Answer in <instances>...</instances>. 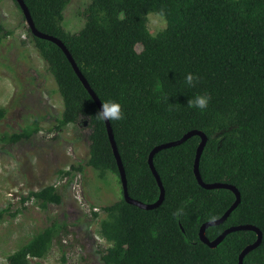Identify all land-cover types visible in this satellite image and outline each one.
<instances>
[{
  "label": "trees",
  "instance_id": "obj_1",
  "mask_svg": "<svg viewBox=\"0 0 264 264\" xmlns=\"http://www.w3.org/2000/svg\"><path fill=\"white\" fill-rule=\"evenodd\" d=\"M23 1L35 28L65 45L101 104L121 105L123 118L109 122L129 197L155 203L160 189L149 167L150 153L190 131L202 132L207 137L199 161L202 181L228 184L240 193L237 208L205 235L213 241L232 226H254L262 241L243 264H264V0H92L82 12L84 26L76 33L63 26L70 0ZM151 13L167 23L155 36L147 27ZM27 31L62 99L61 118L53 130L85 122L86 166L99 179L107 173L119 178L94 100L61 49ZM188 73L196 77L192 85L186 83ZM196 95L209 96L205 110L188 107ZM39 129L35 124L1 140L27 141ZM199 143L200 137L193 136L154 155L164 188L158 208L141 210L127 204L122 189V198L103 208L99 235L109 247L99 252L102 264H238L242 250L257 240L255 232L230 233L214 249L199 240L202 224L221 218L235 202L230 190L199 186L193 172ZM83 170L72 165L59 176ZM26 199L42 210L62 202L53 185L29 192ZM178 209L182 214L176 218ZM92 218L98 213L93 211ZM67 234L65 223L54 220L10 254L7 264L42 259Z\"/></svg>",
  "mask_w": 264,
  "mask_h": 264
},
{
  "label": "rangeland",
  "instance_id": "obj_2",
  "mask_svg": "<svg viewBox=\"0 0 264 264\" xmlns=\"http://www.w3.org/2000/svg\"><path fill=\"white\" fill-rule=\"evenodd\" d=\"M92 0H70L64 10L63 26L76 33L84 26L82 12ZM167 23L157 14L147 16L152 36ZM27 24L13 0H0V264L47 227L52 221L65 223L68 234L46 257L31 264H102L100 250L109 244L99 235L103 208L122 198L116 174L99 179L86 166L89 146L85 122L54 131L63 111L62 99L45 62L33 46ZM5 32L11 35L5 36ZM37 124L40 129L29 140L2 142L4 135L21 132ZM72 165L82 173L60 177ZM55 186L60 205L46 210L28 197L29 192ZM98 218H92V212Z\"/></svg>",
  "mask_w": 264,
  "mask_h": 264
},
{
  "label": "water",
  "instance_id": "obj_3",
  "mask_svg": "<svg viewBox=\"0 0 264 264\" xmlns=\"http://www.w3.org/2000/svg\"><path fill=\"white\" fill-rule=\"evenodd\" d=\"M15 2L17 3V5H18L23 17H24L25 22H26L28 28L30 29L31 34L34 37L39 38L41 40L49 41V42L55 44L57 47H59L61 49V51L65 55L66 59L70 63L71 67L73 68L76 76L78 77V79L80 80V82L82 83V85L84 86V88L86 89V91L91 96V98L94 100L96 106L100 110L101 106H102L100 100L97 98L96 94L92 91V89L88 85L86 79L81 74L80 70L78 69L76 63L74 62L71 54L69 53V51L67 50L65 45L59 39H57L55 37H52L50 35L43 34V33L39 32L34 26L33 20H32V18L30 16V13H29L28 8L26 7L24 1L23 0H15ZM104 122H105V125H106V130H107L108 138H109V141H110V144H111V148H112V151H113V155H114L116 163H117V169H118L119 180H120L121 189H122V193H123V199H124V201L127 204L135 206V207H137V208H139L141 210H153V209L158 208L162 204V202L164 200V188L162 186L160 178H159V176H158V174H157V172H156V170L154 168V165H153V157H154V155L156 153L162 151V150L169 149V148H172V147H177V146L181 145L182 143L186 142L188 139H190L193 136H198V137H200V143H199L197 151H196V157H195L193 172H194V176H195L199 186L202 187L205 190L226 189V190L232 191L234 193V195H235V202L223 214V216L221 218L202 224V226L200 227V230H199V240L203 244L208 246L209 248L214 249L230 233L238 232V231H253V232H255L257 234V240L253 244H250V245L246 246L242 250V252L240 253L239 258H238V264H243L244 257L249 252L253 251L254 249H256L261 244L262 234H261L260 230H258L256 227L251 226V225L232 226V227L227 228L226 230H224L222 232V234H220L213 241H209L207 239V237L205 235L206 229L209 228V227L218 226V225L222 224L223 222H225L227 220V218L230 216V214L237 208V206L240 203V193L238 192V190L234 186H231V185H228V184H224V183L208 184V183H205V182L202 181L201 176H200V172H199V161H200V157L202 155V152L204 150V147H205V145L207 143V137H206V135L204 133L199 132V131H190L187 134H185L180 140L159 145V146L155 147L152 150V152L149 155L148 163H149V167H150V169L152 171V174L155 177L156 182L158 184V187L160 189V196H159L158 200L155 203H153V204H144L142 202L133 200L128 195L126 175H125V171H124V168H123V165H122V161H121L120 155H119L117 147H116V143H115L114 136H113V133H112V128L110 126V122L109 121L106 120Z\"/></svg>",
  "mask_w": 264,
  "mask_h": 264
},
{
  "label": "clouds",
  "instance_id": "obj_4",
  "mask_svg": "<svg viewBox=\"0 0 264 264\" xmlns=\"http://www.w3.org/2000/svg\"><path fill=\"white\" fill-rule=\"evenodd\" d=\"M195 79L196 77H194L191 73H188L185 77L186 83L188 85H192ZM209 99L210 98L208 95H196L195 97L188 100L187 105L189 108H195L203 111L208 107ZM96 116L104 121H119L123 118L121 105L115 101H106L102 104L101 109L98 111ZM181 214V209H178L173 213L174 217L176 218H179Z\"/></svg>",
  "mask_w": 264,
  "mask_h": 264
}]
</instances>
